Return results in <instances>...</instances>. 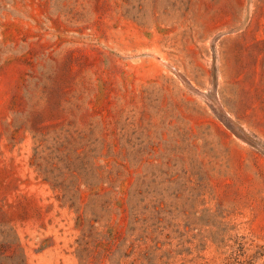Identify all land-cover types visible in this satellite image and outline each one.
<instances>
[{"label":"rangeland","instance_id":"374dc122","mask_svg":"<svg viewBox=\"0 0 264 264\" xmlns=\"http://www.w3.org/2000/svg\"><path fill=\"white\" fill-rule=\"evenodd\" d=\"M0 264H264V0H0Z\"/></svg>","mask_w":264,"mask_h":264}]
</instances>
